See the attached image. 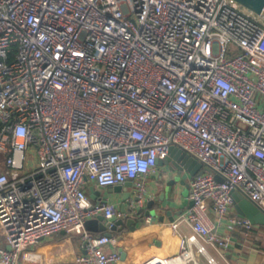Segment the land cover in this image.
I'll return each mask as SVG.
<instances>
[{
    "label": "built area",
    "instance_id": "obj_1",
    "mask_svg": "<svg viewBox=\"0 0 264 264\" xmlns=\"http://www.w3.org/2000/svg\"><path fill=\"white\" fill-rule=\"evenodd\" d=\"M172 145L209 169L189 183L193 232L142 264H220L208 245L256 226L232 191L264 210V15L238 0H0V264L60 231L87 249L68 264L119 262L86 222L125 213L89 188L132 181L141 202Z\"/></svg>",
    "mask_w": 264,
    "mask_h": 264
},
{
    "label": "crops",
    "instance_id": "obj_2",
    "mask_svg": "<svg viewBox=\"0 0 264 264\" xmlns=\"http://www.w3.org/2000/svg\"><path fill=\"white\" fill-rule=\"evenodd\" d=\"M182 160L181 158L177 160L181 166H183ZM178 172L179 169L172 170L169 165L159 164L157 172L148 179L147 190L140 204L136 205L135 210L130 206L127 207L129 211L124 212L125 217L123 218L132 216L135 211L142 212L143 225L140 227L137 221L136 231L126 225H124L125 229L122 226L119 227L124 231L123 233L120 230L113 231V241L107 247L108 250H117L120 253L126 251L127 254L119 262L112 264H142L155 257L174 255L180 249L181 236L193 232L191 223L182 219V215L191 207L189 183L192 175L186 170ZM176 173L180 174L178 182L173 186H168V182L176 178ZM183 179L184 183L181 182ZM163 191L167 193L164 196L162 207L158 206V215L164 218L161 219L153 214L144 216L147 201L159 198ZM135 192V187L118 191L114 186H109L99 190L98 186L92 184L89 188L93 202L111 201L117 203L120 210H122V203L126 201L125 196L131 193L130 198L133 199ZM92 194L95 197H92ZM169 211L170 214H168ZM148 217L152 218L150 222L147 221ZM171 217H173L172 220ZM177 219L182 220L169 236L166 230ZM208 247L220 264H264V227L262 224H256L248 237L237 232L231 247L226 250H220L213 245H208ZM86 253L85 242L81 236L60 231L52 236L39 238L24 251L21 264L75 263L80 255ZM202 263L209 264L205 257H202Z\"/></svg>",
    "mask_w": 264,
    "mask_h": 264
},
{
    "label": "water",
    "instance_id": "obj_3",
    "mask_svg": "<svg viewBox=\"0 0 264 264\" xmlns=\"http://www.w3.org/2000/svg\"><path fill=\"white\" fill-rule=\"evenodd\" d=\"M245 8L248 10H251L257 14L264 15V0H238ZM181 158L183 159V166H181L177 159ZM160 165H169L172 170L179 169V172H182L183 170L188 171L192 176L196 175L197 173H203L205 170L209 169L208 166H204L203 162L199 159L195 158L194 156L186 153L179 147L172 145L170 154L165 159H159ZM221 179L220 177H218ZM178 182L177 178H173L172 181L168 182V186H173ZM181 182H185V180H181ZM135 186V184L132 181H127L125 183H121L118 185H115L114 188H116L118 191L128 189L130 187ZM103 186H98V189L101 190ZM99 191H97L98 193ZM167 191H163V194L159 198L150 199L147 201V209L144 211V216L146 215H158V206L162 207L164 196L166 195ZM234 199H235V208L236 211L239 212L242 215L247 216L253 223L255 224H262L264 225V210L254 201H252L250 198L244 195V193L241 190H233L232 191ZM131 193L129 195L127 194L125 196V200L122 203V211L128 212L129 209L127 208L132 200H134L137 204H140L141 197L138 194H134L133 199H131ZM92 197H95L94 194H92ZM194 205V201L191 200L190 206ZM170 214V211L168 212ZM143 214L142 212H134L132 216L128 218H119L114 221L113 225H111L110 222L105 221V216L103 214H100L96 216L95 218L89 219L86 222V227L89 231L95 232V233H105L108 235L113 236V231H119L120 226L124 227V225L130 227L133 231H136L137 226L136 223L139 221V226L141 227L143 225ZM161 219L164 217L162 215H158ZM173 217H171V220ZM125 229V227L123 228ZM173 230V226L169 227L166 232L170 236L171 232ZM120 232H124L123 230H120ZM124 235V234H123ZM126 251H122V257L124 258L126 256Z\"/></svg>",
    "mask_w": 264,
    "mask_h": 264
},
{
    "label": "rangeland",
    "instance_id": "obj_4",
    "mask_svg": "<svg viewBox=\"0 0 264 264\" xmlns=\"http://www.w3.org/2000/svg\"><path fill=\"white\" fill-rule=\"evenodd\" d=\"M175 177H176L177 179H179L180 174H177V173H176ZM263 227H264V225H263Z\"/></svg>",
    "mask_w": 264,
    "mask_h": 264
}]
</instances>
